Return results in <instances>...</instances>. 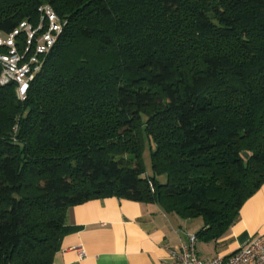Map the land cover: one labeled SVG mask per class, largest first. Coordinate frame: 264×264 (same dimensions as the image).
Listing matches in <instances>:
<instances>
[{
	"label": "trees",
	"instance_id": "trees-1",
	"mask_svg": "<svg viewBox=\"0 0 264 264\" xmlns=\"http://www.w3.org/2000/svg\"><path fill=\"white\" fill-rule=\"evenodd\" d=\"M45 3L66 23L25 99L0 84V264H52L106 196L224 234L264 184V0H0V32Z\"/></svg>",
	"mask_w": 264,
	"mask_h": 264
},
{
	"label": "crops",
	"instance_id": "crops-1",
	"mask_svg": "<svg viewBox=\"0 0 264 264\" xmlns=\"http://www.w3.org/2000/svg\"><path fill=\"white\" fill-rule=\"evenodd\" d=\"M69 231L52 264H172L182 241L204 226L198 218L166 213L157 202L116 196L89 199L66 211ZM264 235V184L239 208L238 216L220 237L197 239L196 254L209 259L229 254L250 239ZM80 249L84 255H80Z\"/></svg>",
	"mask_w": 264,
	"mask_h": 264
},
{
	"label": "built area",
	"instance_id": "built-area-1",
	"mask_svg": "<svg viewBox=\"0 0 264 264\" xmlns=\"http://www.w3.org/2000/svg\"><path fill=\"white\" fill-rule=\"evenodd\" d=\"M38 20L20 21L10 32H0V84L14 83L18 99L26 96L29 83L41 70L45 57L53 48L66 21L50 4L38 7ZM195 234L188 235L173 253L172 264H264V235L256 236L229 254H217L209 259L197 256ZM80 255L84 251L80 249Z\"/></svg>",
	"mask_w": 264,
	"mask_h": 264
},
{
	"label": "rangeland",
	"instance_id": "rangeland-1",
	"mask_svg": "<svg viewBox=\"0 0 264 264\" xmlns=\"http://www.w3.org/2000/svg\"><path fill=\"white\" fill-rule=\"evenodd\" d=\"M142 158H143V164L146 170L150 171L151 157H150V150H149L148 143H145V146L142 151Z\"/></svg>",
	"mask_w": 264,
	"mask_h": 264
}]
</instances>
